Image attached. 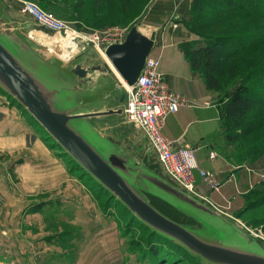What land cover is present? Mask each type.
<instances>
[{
	"label": "water",
	"instance_id": "1",
	"mask_svg": "<svg viewBox=\"0 0 264 264\" xmlns=\"http://www.w3.org/2000/svg\"><path fill=\"white\" fill-rule=\"evenodd\" d=\"M139 26L140 21L123 43L110 45L104 54L90 46L63 56L58 47L49 48L33 37L40 29L27 16L0 0V88L153 232L182 246L202 264H264V246L236 219L181 187L145 132L129 121L128 88L137 83L157 38L156 29L144 33ZM128 129L136 145L128 140ZM108 139L114 145L107 146ZM167 210L182 215L185 223ZM207 221L233 228L248 245L231 247L209 234H196L210 232ZM254 245L257 252L251 249ZM5 250L8 255L0 254V264H26L16 248Z\"/></svg>",
	"mask_w": 264,
	"mask_h": 264
},
{
	"label": "rangeland",
	"instance_id": "2",
	"mask_svg": "<svg viewBox=\"0 0 264 264\" xmlns=\"http://www.w3.org/2000/svg\"><path fill=\"white\" fill-rule=\"evenodd\" d=\"M2 1L16 13H19L22 1L36 2L47 13L73 28L86 31L98 30L101 33L109 27L131 29L139 21V27L145 33L151 31L153 27L165 23L164 20L167 17L168 19L176 17L174 9L176 0H131L130 4L125 7L127 14H124L125 16L123 15L122 18H117L118 14L122 15L121 9L115 11V7L108 6L103 2L102 4L105 5L101 4L93 11L99 16H103L102 18H110L109 22L103 20V23L98 24L97 21H92L90 22L91 27L87 25L88 23L83 24L84 22H77L78 20L70 21L57 16L44 7L40 0ZM170 4L174 7L172 8ZM160 20L161 22L158 23ZM235 22H238V25L243 28V32H264V23L252 17L228 22V30ZM34 25L41 29L37 24ZM178 26V23H173L175 29ZM235 28V26L231 27L230 31L234 32ZM38 34L42 33L38 32ZM50 35L41 36L44 41L43 45L49 48L58 47V51L63 56L70 55L61 47L62 44L58 43V39L55 40ZM47 40L50 41L49 44L45 43ZM251 54H253L252 58L263 64L249 71L245 66L248 64V59L245 60L244 67L240 71V73L245 72L244 75L264 68V45L256 48ZM254 69L256 70L254 71ZM247 83L255 89V93L264 92V74L258 73L251 76ZM217 95L220 97L222 93L219 92ZM83 124L88 127L93 126L86 121ZM262 137L264 141V134ZM106 145L112 146L114 143L108 139ZM228 147L226 142L224 148L219 147V151H226L229 155L234 152L235 161L233 159V163L245 162L236 164L237 166L249 167L252 171L264 170V158L257 161L249 160V158L244 159L240 150L233 151L231 147ZM262 172L264 173V171ZM197 177H199L198 173ZM196 189L198 194L204 197V200L211 201L221 210L220 212L236 219L248 236H253L257 242L264 246V208L261 210L262 208L256 205L254 207L256 212L244 213L246 207L253 201L261 200V194L251 192L245 199L246 207L234 211L231 206L219 205L211 200L209 195L199 190L198 183ZM155 190L163 194L159 190ZM210 191L212 190L210 189ZM148 197L155 204H160L154 196L148 195ZM127 210L126 206L116 197L111 196L107 189L92 178L14 97L0 88L1 255H8L5 248L13 247L18 250L26 264L143 263L144 259L143 261L139 260L142 254L154 245L152 244L153 238L143 226L144 229L139 227L140 224L137 221L130 220L131 214ZM189 210L197 218H200L193 208ZM167 212L177 221L185 223L182 215L168 210ZM136 219L138 218L136 217ZM134 227L135 229L139 228L136 231ZM206 228L210 232H196V234L199 236L209 234L219 239L224 245L231 247L248 245L243 236L240 239L236 236L233 228L215 225L209 221H207ZM133 240H140L144 245V250H140V247H131ZM154 242L155 245H158L157 238ZM251 249L255 252L258 251L256 245ZM164 251L165 253L171 252V250ZM188 257L184 262L173 260L165 264L201 263L198 258Z\"/></svg>",
	"mask_w": 264,
	"mask_h": 264
},
{
	"label": "trees",
	"instance_id": "3",
	"mask_svg": "<svg viewBox=\"0 0 264 264\" xmlns=\"http://www.w3.org/2000/svg\"><path fill=\"white\" fill-rule=\"evenodd\" d=\"M40 1L57 16L70 21L78 20L77 22H84L83 24L88 23L87 25L92 27L90 24L92 21H97L99 24L103 23V20L109 22L110 19L96 14L93 11L94 8L100 7L105 2L108 6L115 7V11L121 9L122 15L118 14L117 18H122L124 14H127L125 7L131 0ZM246 17H252L264 23V0H193L190 16L182 22L191 33L199 37V40L185 43L183 51L192 70L202 76L207 89L222 93L218 99L220 127L229 147L233 151L240 150L244 159L257 161L264 158V141L263 137L261 138L264 134V92L255 93V89L247 82L255 74H264V68L257 71L254 69L255 72L252 71L247 75L240 71L244 67L243 62L247 59L248 64L245 66L249 71L263 64L252 58L251 53L264 45V32H243L238 22L232 23L231 27H236L234 32L230 31L231 27L228 30V22L240 21ZM229 158L235 161L234 152L229 155ZM243 163L245 162L234 164ZM253 192L261 194V200L253 201L246 207L244 213L256 212L254 209L256 205L261 207V210L264 208V190L258 188ZM127 212L131 214L130 220L137 221L140 224L139 227L148 230L153 238L154 245L142 254L139 261L143 259L144 261L140 264H165L173 260L184 262L189 258L188 256L196 258L182 246L153 232L136 219L129 210ZM139 227L134 229L137 231ZM156 238L158 245L154 242ZM131 245L133 248L140 247V250H144L140 240H133ZM164 250H171V252L165 253Z\"/></svg>",
	"mask_w": 264,
	"mask_h": 264
},
{
	"label": "crops",
	"instance_id": "4",
	"mask_svg": "<svg viewBox=\"0 0 264 264\" xmlns=\"http://www.w3.org/2000/svg\"><path fill=\"white\" fill-rule=\"evenodd\" d=\"M172 4V8L175 5L176 17H172L173 20L167 17L165 23L152 28L157 29V38L150 56L160 59V70L169 89L184 96L191 105L169 115L163 133L175 140L177 145H187L197 150L199 167L213 172L221 183L219 192L210 191L197 177L199 190L209 195L215 203L231 206L235 211L245 206V199L252 191L258 188L264 190V183L260 181L264 170L250 172L249 167L235 165L228 152L219 151V147L224 148L226 143L220 127L219 97L216 92L207 89L202 76L192 70L183 51L185 43L199 40L182 22L188 19L191 0H176ZM173 23L179 26L175 29ZM46 42L49 44L50 41ZM126 132L128 140L136 145L132 131L128 129ZM211 154L215 157L211 158ZM251 185L253 189H250Z\"/></svg>",
	"mask_w": 264,
	"mask_h": 264
},
{
	"label": "built area",
	"instance_id": "5",
	"mask_svg": "<svg viewBox=\"0 0 264 264\" xmlns=\"http://www.w3.org/2000/svg\"><path fill=\"white\" fill-rule=\"evenodd\" d=\"M19 12L41 28L40 31L33 33L35 39L44 44L39 36L51 34L53 39H58L59 44L67 42L68 45L64 48L72 50H85L94 46L104 52L110 45L123 43L130 31L128 28L117 27H109L103 33L98 30L76 29L47 13L39 4L32 1H22ZM160 66L159 58L149 56L137 83L128 88V119L136 128L145 132L167 173L185 190L204 199L196 189L197 173L203 184L212 191L219 192L221 183L213 172L199 167L196 149L187 145H177L175 140L164 135L163 128L167 117L191 103L181 94L169 89ZM214 157V154H211V158ZM250 172L255 171L250 169ZM260 181L264 183V173H261ZM253 187L251 185L250 189ZM207 202L221 211L211 201Z\"/></svg>",
	"mask_w": 264,
	"mask_h": 264
},
{
	"label": "bare ground",
	"instance_id": "6",
	"mask_svg": "<svg viewBox=\"0 0 264 264\" xmlns=\"http://www.w3.org/2000/svg\"><path fill=\"white\" fill-rule=\"evenodd\" d=\"M39 37H41V36H39ZM65 44V45H64ZM64 44H62L61 45V47H63V49L66 51V52H69L70 54H72V51H74L73 53H75L77 50H75V49H67V48H64V46H67L68 45V43L67 42H65Z\"/></svg>",
	"mask_w": 264,
	"mask_h": 264
}]
</instances>
